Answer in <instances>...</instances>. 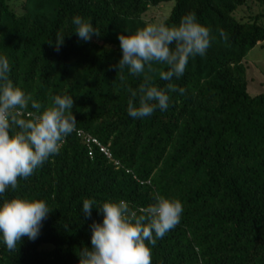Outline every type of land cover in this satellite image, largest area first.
I'll return each instance as SVG.
<instances>
[{"label":"trees","instance_id":"1","mask_svg":"<svg viewBox=\"0 0 264 264\" xmlns=\"http://www.w3.org/2000/svg\"><path fill=\"white\" fill-rule=\"evenodd\" d=\"M11 1L0 0V56L9 61L10 79L42 105L52 95L73 96L76 128L97 136L121 165L69 134L58 154L0 196V204L22 196L52 209L38 238H22L17 251L0 238V264H78V250L91 246L90 225L103 220L97 207L123 199L137 210L157 191L178 199L183 211L175 228L148 245L152 264H264V93H249L244 64L264 41V12L234 14L264 0H174L162 21L178 25L195 13L211 44L173 78L184 93L168 92V108L142 119L127 112L128 88L138 89L142 75L125 68L122 83L114 70L122 57L118 34L143 27L145 12L171 0H24L22 12ZM77 15L100 34L80 39ZM85 199L94 201L90 217Z\"/></svg>","mask_w":264,"mask_h":264},{"label":"clouds","instance_id":"2","mask_svg":"<svg viewBox=\"0 0 264 264\" xmlns=\"http://www.w3.org/2000/svg\"><path fill=\"white\" fill-rule=\"evenodd\" d=\"M72 23L76 25L75 33L85 41L100 34L90 20L79 15L73 17ZM220 36L225 41L228 39L223 30ZM118 39L122 57L114 70L120 71V81H125V68L129 74L143 77L138 89L128 88L127 112L134 119L150 116L157 108L166 110L168 92L183 94L185 89H178L172 83L173 78H180L189 58L204 56L211 44L210 30L198 22L195 13L183 15L178 25L146 22L135 31L120 32ZM63 42L64 36L58 33L57 51ZM10 71L7 57L0 56V196L8 188L17 189L20 178L27 179L50 156L58 154L64 139L76 130L73 96L52 95L49 103L42 105L13 83ZM153 74L167 82L166 88L155 83ZM153 200L137 210L123 199L105 200L97 207L103 213V220L90 225L91 246L78 250V264H152L148 245L155 246L158 239L175 228L183 211L178 199L168 198L159 191L154 193ZM93 204L92 200H83L86 216H91ZM51 210L40 199L5 198L0 204V238L7 250L17 251L24 237L33 241L38 238Z\"/></svg>","mask_w":264,"mask_h":264},{"label":"rangeland","instance_id":"3","mask_svg":"<svg viewBox=\"0 0 264 264\" xmlns=\"http://www.w3.org/2000/svg\"><path fill=\"white\" fill-rule=\"evenodd\" d=\"M24 0H12L11 3L18 12L23 11L22 2ZM175 1H165L159 5L152 6L143 14L144 19L148 22H158L166 19ZM264 12V4L250 2L247 5L240 6L235 11L238 19H247L250 15ZM264 23V18L261 19ZM244 64L247 68L248 91L251 95L264 93V41L253 47L246 57Z\"/></svg>","mask_w":264,"mask_h":264},{"label":"built area","instance_id":"4","mask_svg":"<svg viewBox=\"0 0 264 264\" xmlns=\"http://www.w3.org/2000/svg\"><path fill=\"white\" fill-rule=\"evenodd\" d=\"M75 131L82 138V141L88 146L91 153L94 150V147L99 148L109 161L114 162L116 166L121 165V162L114 157L111 149L107 145L103 144L97 136L82 128H76Z\"/></svg>","mask_w":264,"mask_h":264}]
</instances>
